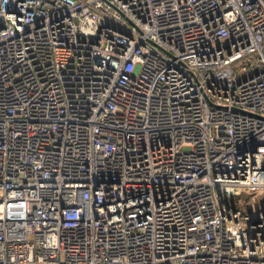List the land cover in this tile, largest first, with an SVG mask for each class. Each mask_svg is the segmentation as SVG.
Returning a JSON list of instances; mask_svg holds the SVG:
<instances>
[{"label": "built area", "instance_id": "1", "mask_svg": "<svg viewBox=\"0 0 264 264\" xmlns=\"http://www.w3.org/2000/svg\"><path fill=\"white\" fill-rule=\"evenodd\" d=\"M0 264H264V0H0Z\"/></svg>", "mask_w": 264, "mask_h": 264}]
</instances>
